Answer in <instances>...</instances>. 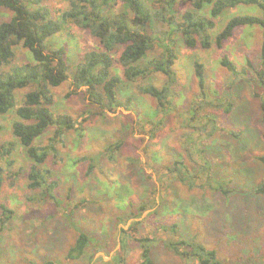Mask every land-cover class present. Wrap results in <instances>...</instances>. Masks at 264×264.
<instances>
[{"label": "rangeland", "instance_id": "rangeland-1", "mask_svg": "<svg viewBox=\"0 0 264 264\" xmlns=\"http://www.w3.org/2000/svg\"><path fill=\"white\" fill-rule=\"evenodd\" d=\"M147 3L152 9L162 6L153 0ZM41 5L55 18L69 8L68 0H41ZM123 9L118 2L109 14ZM209 9L205 6L198 14L208 17ZM174 10L175 19L180 20L193 7L182 1ZM244 14L261 12L253 5L226 10L209 30L212 39L231 17ZM10 15L1 9L0 22ZM163 31H167L165 24L154 19L149 32L155 42L146 59L162 53ZM172 38L177 52L176 81L166 111L157 110L156 101L138 89L150 84L161 87L165 83L162 73L129 82L115 63V73L121 78L119 98H131L129 110L117 108L98 116L83 89L67 96L69 79L50 88L55 114L77 119L84 111L91 113L83 131L68 132L55 156L49 154L43 165L56 182L53 200L27 188L24 174L30 161L11 133L15 114L0 115V145L13 143L9 155L0 161V204L13 211L0 229V264H86L65 258L78 231L90 238L91 264H115L116 254L124 257V264H141L138 240L142 238L153 240L148 244L153 264H195L165 248V241L178 238L214 249L225 264H264V194L256 193L264 172L258 159L264 155V119L254 73L259 66L261 31L257 26L237 28L221 49L204 50L199 45L189 49L180 34ZM46 45L49 52L65 49L71 72L97 43L88 31L66 22ZM223 56L236 64L240 74L233 76L220 65ZM31 59L20 45L14 47L12 65ZM193 61L204 64L203 95ZM25 91L16 92L17 104ZM52 131L37 138L34 145H46ZM115 141L121 147L110 158L105 148ZM175 162L184 164V171L193 177L191 182L176 177ZM134 222L141 224L128 230ZM173 225V237L161 229ZM121 239L127 243L125 250H121Z\"/></svg>", "mask_w": 264, "mask_h": 264}, {"label": "trees", "instance_id": "trees-1", "mask_svg": "<svg viewBox=\"0 0 264 264\" xmlns=\"http://www.w3.org/2000/svg\"><path fill=\"white\" fill-rule=\"evenodd\" d=\"M182 1L191 2L193 11H186L180 20H176L174 7ZM118 2L123 5V11L109 14ZM153 2L162 3V6L152 9L147 0H68L69 8L55 18L49 8L41 5V0H0V10L11 13L9 19L0 22V115L11 111L15 114L16 119L11 124V133L30 161L24 174L27 188L36 191L38 196L52 200L55 198L53 190L56 182L52 180L51 172L43 165L49 154L56 153L57 146L63 143L68 132L83 131L82 125L91 115L89 111H84L77 119H73L68 114H55L51 109L53 96L50 88L58 87L69 79L71 90L67 96L83 89L81 92L90 105L95 107V115L98 116L117 108L129 110L131 98L125 100L119 98L121 78L115 73V63L121 68L124 79L129 82H134L139 77L145 78L151 73H162L165 83L161 87L150 84L140 86L138 89L140 93L156 101L157 110L166 111L169 108L171 87L176 81L174 64L177 52L172 38L174 34H180L189 49L197 45L204 50L212 46L221 49L223 43L237 28L259 27L261 31L259 66L254 69V73L261 89V95L258 96L259 109L264 119V0H153ZM239 5L256 6L261 14L231 17L212 39L209 30L215 27V19L226 10ZM205 6L210 7L208 17L198 14ZM154 19L164 23L167 31L160 32L162 53L146 59L155 42V37L149 32ZM66 22H72L78 28L88 31L97 43L94 49L82 55L71 72L65 60V49L59 47L49 52L46 45V40L60 33ZM16 45H20L31 54V62L12 65ZM192 65L199 93L203 95L206 89L204 64L193 61ZM220 65L233 76L240 74L236 64L227 56L220 59ZM19 90L27 91L17 104L16 92ZM228 111L229 107L226 109L227 113ZM192 114L195 112L192 111ZM49 129L53 131L46 145L35 146L34 141ZM12 146L11 142L0 145V161L9 155ZM120 147L121 142L115 141L108 145L105 151L111 158ZM258 159L264 168V155ZM183 165L178 162L173 165L176 177L182 182H191L193 177L188 171H184L187 168ZM181 170L184 173H181ZM2 176L3 166L0 165V185ZM256 193L264 194V172ZM12 214V210L0 204V229L10 220ZM140 224L141 222H134L128 230ZM161 229L172 237L176 234L175 225ZM127 233L128 231L122 230V234ZM138 241L141 246V264H153L148 245L153 240L142 238ZM89 246L90 238L78 231L74 242L66 251L65 258L91 264L93 255L88 252ZM126 246L127 243L121 239V250H125ZM164 246L178 258L191 260L195 264H225L214 249H208L195 240L182 238L167 240ZM112 260L115 264L125 262L124 257L119 254Z\"/></svg>", "mask_w": 264, "mask_h": 264}]
</instances>
